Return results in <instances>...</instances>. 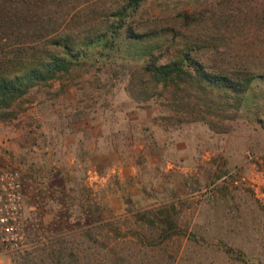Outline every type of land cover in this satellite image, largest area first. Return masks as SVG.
Instances as JSON below:
<instances>
[{
	"label": "rangeland",
	"instance_id": "rangeland-1",
	"mask_svg": "<svg viewBox=\"0 0 264 264\" xmlns=\"http://www.w3.org/2000/svg\"><path fill=\"white\" fill-rule=\"evenodd\" d=\"M120 1L2 0L0 30L77 32ZM137 15L208 68L264 77V0H146ZM140 64L86 61L0 122V171L22 181L24 250L59 236L79 264H264V80L224 119L189 113L169 91L137 99Z\"/></svg>",
	"mask_w": 264,
	"mask_h": 264
},
{
	"label": "trees",
	"instance_id": "trees-1",
	"mask_svg": "<svg viewBox=\"0 0 264 264\" xmlns=\"http://www.w3.org/2000/svg\"><path fill=\"white\" fill-rule=\"evenodd\" d=\"M20 1L29 5L41 2ZM145 1L121 0L108 14L77 32L56 27L15 34L8 30L5 33L1 28L0 122L18 116L32 88L61 78L86 61H110L117 57L141 62L130 71L128 88L137 99L146 101L169 91L172 102L191 114L224 119L235 116L249 102L253 81L264 77L208 68L197 58V47L166 41L172 31L170 27H137L142 22L138 10ZM183 16L189 17L186 12ZM31 19L38 21L35 17ZM26 35L28 39L23 38ZM176 36L173 34L172 38ZM162 57H166L163 62ZM212 124L209 120L211 127ZM58 240L59 236H49L42 242L36 241L13 264H79L78 256L66 253V247L60 245L62 240Z\"/></svg>",
	"mask_w": 264,
	"mask_h": 264
},
{
	"label": "built area",
	"instance_id": "built-area-1",
	"mask_svg": "<svg viewBox=\"0 0 264 264\" xmlns=\"http://www.w3.org/2000/svg\"><path fill=\"white\" fill-rule=\"evenodd\" d=\"M27 246L22 181L15 170L0 171V256Z\"/></svg>",
	"mask_w": 264,
	"mask_h": 264
}]
</instances>
